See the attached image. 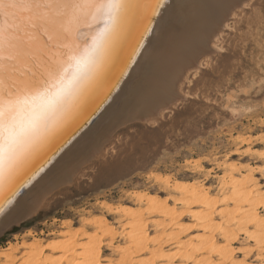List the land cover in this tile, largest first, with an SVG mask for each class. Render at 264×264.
<instances>
[{
	"label": "snow or ice",
	"instance_id": "6c2138e0",
	"mask_svg": "<svg viewBox=\"0 0 264 264\" xmlns=\"http://www.w3.org/2000/svg\"><path fill=\"white\" fill-rule=\"evenodd\" d=\"M159 3L160 0H0V16L5 19L0 23V123L6 112L27 111L31 98L58 86L53 106L39 123L24 126L10 138L0 137V215H7L5 200L8 211L26 213L31 201L25 197L43 183L57 182L55 161L77 138L75 134L69 138V131L76 128L96 97L109 91L117 71L125 77L122 83L127 88L129 119L137 113L154 115L156 123L141 132L143 142L137 148L146 153L174 126L182 127L205 105L202 97L184 96L180 88L184 76L179 69L195 66L206 55L203 39L209 34L212 20L224 14L235 25L245 13L258 12L264 17V0H168L158 11ZM21 4L26 9L25 19L9 25L8 16ZM165 12L181 26L184 38L178 46L162 52V71L146 62L143 76L134 81L129 64L139 66L149 44L137 34L136 24L143 18L156 24ZM85 20L102 26L90 43L82 44L79 28ZM246 27L240 24V28ZM133 45L136 60L126 57ZM70 69H74L71 74ZM240 70L230 50L216 52L213 62L202 67L192 91L202 81H216L222 74L236 75ZM161 110H165L163 118ZM132 126L139 128L141 121L135 120ZM261 155L264 157V153ZM240 252L244 254L247 249L241 248ZM259 264H264V259Z\"/></svg>",
	"mask_w": 264,
	"mask_h": 264
},
{
	"label": "bare ground",
	"instance_id": "6f19581e",
	"mask_svg": "<svg viewBox=\"0 0 264 264\" xmlns=\"http://www.w3.org/2000/svg\"><path fill=\"white\" fill-rule=\"evenodd\" d=\"M167 3L168 0H160L158 11ZM26 14L21 4L12 10L6 22L20 24ZM228 21L224 14L216 16L203 39L206 55L195 66L179 69L184 76L180 82L183 94L186 81L201 69L203 61L218 52V43L225 40ZM0 23H5L2 16ZM101 26L85 20L79 28L82 44L90 43ZM136 28L137 34L149 44L140 65L129 64L134 81L143 76L146 62L162 71V52L178 46L184 38L181 26L167 12L156 24L149 18L139 20ZM136 50L133 45L126 57L136 60ZM124 79L117 71L109 91L99 94L76 128L69 131V138L73 134L77 138L55 161L53 171L57 182L43 183L25 197L31 201L30 210L23 214L16 209L8 211V200L4 201L7 215L0 216V232L34 215L53 192L72 183L86 164L99 158L105 141L116 127L133 120L155 119L151 113H137L134 119H129ZM111 106L113 113L109 110ZM237 141L236 151L217 163L219 172L213 175L215 168L207 169L204 181L154 174L162 190L130 192V207L101 202V214L87 216L78 225L63 220L50 233V239L29 231L21 240L0 248V264H240L241 261L259 264L264 259V183L261 182L264 149L255 148L247 137H237ZM234 156H238L237 160ZM192 164L203 171L199 160ZM211 178L216 180V185L211 183ZM241 248L247 252L241 254ZM107 251L110 254L106 255ZM253 252L254 255L250 254Z\"/></svg>",
	"mask_w": 264,
	"mask_h": 264
},
{
	"label": "rangeland",
	"instance_id": "374dc122",
	"mask_svg": "<svg viewBox=\"0 0 264 264\" xmlns=\"http://www.w3.org/2000/svg\"><path fill=\"white\" fill-rule=\"evenodd\" d=\"M243 16L235 25L229 19L223 37L226 42L218 43L217 50H230L234 64L239 63L241 70L236 75L222 74L216 81H202L193 92L202 67L213 62V58H203L201 69L185 83L186 97L203 98L205 105L196 116L180 128L174 126L146 153L137 151L143 142L141 132L152 127L155 119L140 120L139 128L132 126L135 120L116 127L105 141L99 158L86 164L72 183L53 192L34 215L0 232V248L21 240L29 231L50 239V233L63 220L78 225L87 216L101 214V202L130 207V192L163 189L153 178L154 174L204 181L207 169L215 168L212 174L218 173L217 163L236 151L237 137H247L255 148L264 149L261 141L264 137V17L258 12ZM240 24L247 27L240 28ZM109 110L113 113L112 106ZM195 160L201 162L203 173L193 166ZM261 182L264 183L263 178ZM211 183L216 185V180L212 179Z\"/></svg>",
	"mask_w": 264,
	"mask_h": 264
},
{
	"label": "clouds",
	"instance_id": "9594fccd",
	"mask_svg": "<svg viewBox=\"0 0 264 264\" xmlns=\"http://www.w3.org/2000/svg\"><path fill=\"white\" fill-rule=\"evenodd\" d=\"M73 70L70 69L69 74ZM57 88L58 86L54 85L45 95L31 98L27 111L6 112L3 122L0 123V137L10 138L14 132L21 130L24 126L39 123L53 106Z\"/></svg>",
	"mask_w": 264,
	"mask_h": 264
}]
</instances>
